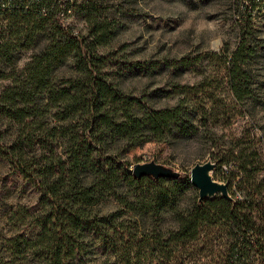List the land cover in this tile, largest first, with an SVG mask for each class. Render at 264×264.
I'll return each instance as SVG.
<instances>
[{
	"label": "trees",
	"instance_id": "1",
	"mask_svg": "<svg viewBox=\"0 0 264 264\" xmlns=\"http://www.w3.org/2000/svg\"><path fill=\"white\" fill-rule=\"evenodd\" d=\"M82 10L85 34L60 27L54 10L0 14L9 16L0 19V79H10L0 90V121L11 130L6 142L0 128V157L39 192L37 209L28 215L36 232L0 245V264H17L18 255L34 264H264L257 151H227L220 159L233 161L222 181L229 197L218 192L200 200L198 189L187 195L190 173L134 177L130 169L139 161L125 156L147 141L148 131L161 136L176 126L189 132L194 123L183 100L148 112L116 87L106 69L109 56L99 51L115 27L99 2ZM22 49L32 54L18 70ZM244 53L242 42L228 69L239 100L236 75L244 73ZM111 200L114 210L98 207Z\"/></svg>",
	"mask_w": 264,
	"mask_h": 264
},
{
	"label": "rangeland",
	"instance_id": "2",
	"mask_svg": "<svg viewBox=\"0 0 264 264\" xmlns=\"http://www.w3.org/2000/svg\"><path fill=\"white\" fill-rule=\"evenodd\" d=\"M94 2L115 27L111 42L99 49L109 56V79L123 94L142 101L148 112L183 100L195 127L185 132L175 126L161 136L148 131L147 141L125 157L154 160L181 173L211 159L212 177L224 181L233 161L220 159L227 151L252 149L257 151L256 167H262L259 177L264 179V19L239 12L234 0H76L71 14L57 18L60 27L85 34L82 9ZM242 42L244 73L236 75L243 93L239 100L230 89L228 69L231 54ZM31 54L32 49L18 50L15 68L20 70ZM182 59L194 61L170 63ZM133 61L153 64L142 69L127 65ZM1 67L10 69L6 64ZM9 83L8 78L0 79V90ZM0 128L9 142L10 126L0 121ZM197 189L189 184L186 194L192 196ZM38 198L39 192L0 157V245L10 237L36 232L28 215L37 209ZM98 207L110 211L117 206L111 200ZM15 259L17 264H34L22 255Z\"/></svg>",
	"mask_w": 264,
	"mask_h": 264
},
{
	"label": "water",
	"instance_id": "3",
	"mask_svg": "<svg viewBox=\"0 0 264 264\" xmlns=\"http://www.w3.org/2000/svg\"><path fill=\"white\" fill-rule=\"evenodd\" d=\"M214 168L215 162L211 159H207L204 162H197L190 168V179L192 184L198 188L200 200L206 197H212L218 192L229 197L227 183L215 180L212 177L211 172ZM130 170L136 178H140L144 175H151L154 178L161 176H179L178 171L154 160L137 162L132 165Z\"/></svg>",
	"mask_w": 264,
	"mask_h": 264
},
{
	"label": "built area",
	"instance_id": "4",
	"mask_svg": "<svg viewBox=\"0 0 264 264\" xmlns=\"http://www.w3.org/2000/svg\"><path fill=\"white\" fill-rule=\"evenodd\" d=\"M75 0H0V14L25 13L33 8L41 15L54 10L58 18L72 13ZM236 9L252 18L264 19V0H234Z\"/></svg>",
	"mask_w": 264,
	"mask_h": 264
}]
</instances>
